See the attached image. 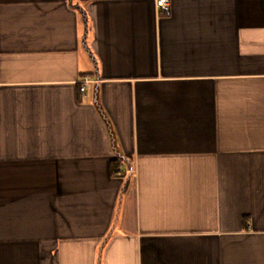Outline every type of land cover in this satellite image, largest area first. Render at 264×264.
Wrapping results in <instances>:
<instances>
[{
  "label": "crops",
  "instance_id": "1",
  "mask_svg": "<svg viewBox=\"0 0 264 264\" xmlns=\"http://www.w3.org/2000/svg\"><path fill=\"white\" fill-rule=\"evenodd\" d=\"M0 264H264V0H0Z\"/></svg>",
  "mask_w": 264,
  "mask_h": 264
},
{
  "label": "built area",
  "instance_id": "2",
  "mask_svg": "<svg viewBox=\"0 0 264 264\" xmlns=\"http://www.w3.org/2000/svg\"><path fill=\"white\" fill-rule=\"evenodd\" d=\"M159 9L163 10L167 14L170 12V0H155ZM83 90V88H81Z\"/></svg>",
  "mask_w": 264,
  "mask_h": 264
},
{
  "label": "trees",
  "instance_id": "3",
  "mask_svg": "<svg viewBox=\"0 0 264 264\" xmlns=\"http://www.w3.org/2000/svg\"><path fill=\"white\" fill-rule=\"evenodd\" d=\"M121 165V160L120 159H116L113 163H112V166H111V171L113 173H116L118 171V168L120 167Z\"/></svg>",
  "mask_w": 264,
  "mask_h": 264
}]
</instances>
